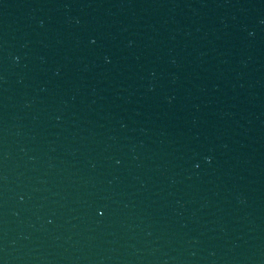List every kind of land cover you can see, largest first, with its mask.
<instances>
[{
    "label": "water",
    "instance_id": "95a60500",
    "mask_svg": "<svg viewBox=\"0 0 264 264\" xmlns=\"http://www.w3.org/2000/svg\"><path fill=\"white\" fill-rule=\"evenodd\" d=\"M0 264H264V0H0Z\"/></svg>",
    "mask_w": 264,
    "mask_h": 264
}]
</instances>
